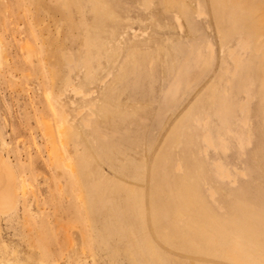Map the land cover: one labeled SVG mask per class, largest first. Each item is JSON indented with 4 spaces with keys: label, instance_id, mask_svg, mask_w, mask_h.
I'll return each mask as SVG.
<instances>
[{
    "label": "rangeland",
    "instance_id": "obj_1",
    "mask_svg": "<svg viewBox=\"0 0 264 264\" xmlns=\"http://www.w3.org/2000/svg\"><path fill=\"white\" fill-rule=\"evenodd\" d=\"M259 166L264 0H0V264H230Z\"/></svg>",
    "mask_w": 264,
    "mask_h": 264
},
{
    "label": "bare ground",
    "instance_id": "obj_2",
    "mask_svg": "<svg viewBox=\"0 0 264 264\" xmlns=\"http://www.w3.org/2000/svg\"><path fill=\"white\" fill-rule=\"evenodd\" d=\"M60 129L62 130V128ZM262 168L259 166V169L257 170L259 176L263 173ZM246 175L248 176V174ZM9 179L10 178H8V181ZM248 195L250 198H255V200L259 199V203H264V190H262L260 187L256 193H250ZM248 195H241L237 197L236 200L239 201V204L236 208L233 207L235 208L234 210L232 209V211H230V214L233 216V218L223 217L224 226L221 228L215 224L217 219L205 212V204L201 201H198L200 214L198 215L199 219H197V224L199 227V233L195 239V246L197 245V249L200 251V253H209L213 256H219L228 261L230 264L264 263V224H262L264 219L262 220L260 217L263 216L264 208L261 206H254L255 209H257L259 212H262V214L256 215V213H253V209H251L252 205L249 204ZM14 198H16V196H14ZM0 199L1 207L5 206L8 202H10V205L14 204L13 200L7 193H3ZM178 203L184 208H186V206L188 208V202L184 203L186 206L181 204V197ZM6 208H8V206L3 209ZM235 210L239 212L241 216L245 215L241 221L236 218L234 214ZM227 212V214H229V209ZM207 222L211 223L208 226V235H206ZM242 227L246 228L241 229ZM248 227L249 229L247 230ZM262 228L263 231H261Z\"/></svg>",
    "mask_w": 264,
    "mask_h": 264
}]
</instances>
